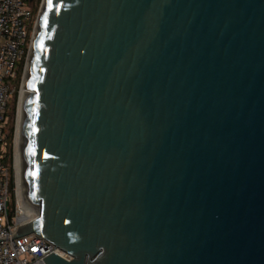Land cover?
Returning a JSON list of instances; mask_svg holds the SVG:
<instances>
[{"label": "water", "instance_id": "obj_1", "mask_svg": "<svg viewBox=\"0 0 264 264\" xmlns=\"http://www.w3.org/2000/svg\"><path fill=\"white\" fill-rule=\"evenodd\" d=\"M23 155L46 264H264V0H48Z\"/></svg>", "mask_w": 264, "mask_h": 264}, {"label": "built area", "instance_id": "obj_2", "mask_svg": "<svg viewBox=\"0 0 264 264\" xmlns=\"http://www.w3.org/2000/svg\"><path fill=\"white\" fill-rule=\"evenodd\" d=\"M43 5L44 1H41L35 15L33 0H0V264H46L44 258L54 252L66 259L71 258L39 234L25 233L26 226L39 217L40 210L30 209L25 204L18 191L15 172L13 194L12 173L3 162L5 123L16 90L11 81L17 79L19 63L25 58L20 86L24 82Z\"/></svg>", "mask_w": 264, "mask_h": 264}, {"label": "bare ground", "instance_id": "obj_3", "mask_svg": "<svg viewBox=\"0 0 264 264\" xmlns=\"http://www.w3.org/2000/svg\"><path fill=\"white\" fill-rule=\"evenodd\" d=\"M47 2L48 0H46L45 2V5L43 6V10L42 12L44 11L46 5H47ZM40 29H41V17L39 18V22H38V25H37V29H36V32H35V36H34V39H33V45H32V48H31V51H30V55H29V60H28V64H27V68H26V73H25V77H24V82L22 84V87H23V90H22V103L20 105V112H19V124H18V136H17V145H18V155H17V168H18V172H19V177L17 178V187H18V191L20 193L21 196L24 197L25 199V204L30 208V209H33V210H36L38 211L39 207L38 206H35L34 204H32L31 202H29L26 198V189H27V183L23 177V172L26 168V159L23 155V145L26 141V132H25V129H24V125H25V121L27 119V112H26V109H25V102H26V99L28 97V95L32 92L33 93V90H31L30 88L27 87V82L29 80V77H30V74H31V60H32V57H33V54L35 52V48H36V39H37V36L40 32ZM21 94V92H20ZM20 103V102H19Z\"/></svg>", "mask_w": 264, "mask_h": 264}, {"label": "rangeland", "instance_id": "obj_4", "mask_svg": "<svg viewBox=\"0 0 264 264\" xmlns=\"http://www.w3.org/2000/svg\"><path fill=\"white\" fill-rule=\"evenodd\" d=\"M38 1L39 0H35L34 12H35L36 7L38 5ZM41 1H44V5H45L46 0H41ZM41 14H42V11H41ZM11 83L15 87L19 86V80L18 79L12 80ZM22 90H23V87L20 86L19 90H18L17 97H15V94L13 95V98L11 99V102L9 105V111L7 114V118H6V123H5V128H6L5 130L6 131L5 132L7 133V135H10L12 132V140L10 141L9 138L5 137V139L2 141V149L4 151L3 162L5 165H7L10 168L11 173H12V167H13V170H14L16 176H18V177H19V172H18V168H17V155H18L17 136H18V124H19L18 120H19L20 105L22 103ZM20 92H21V94H20ZM10 146H12V151H13L12 162L10 159V155H11L10 154L11 153L10 152ZM12 182H13V180L11 179V190H12ZM10 207H11V211H12L13 210V202L12 201H11Z\"/></svg>", "mask_w": 264, "mask_h": 264}, {"label": "trees", "instance_id": "obj_5", "mask_svg": "<svg viewBox=\"0 0 264 264\" xmlns=\"http://www.w3.org/2000/svg\"><path fill=\"white\" fill-rule=\"evenodd\" d=\"M40 3H41V0L38 1V5L36 7V10H35V15L37 14L38 12V9H39V6H40ZM24 62H25V58H23L20 63H19V70H18V77L17 79L19 80V86L15 87L16 90H15V97H17V94H18V90H19V87H20V83H21V77H22V74H23V68H24ZM6 131V130H5ZM6 137L10 139V141L12 140V132L10 135H7L6 133ZM10 159H11V162H12V154H13V151H12V146H10ZM12 192L14 194V187H15V179H14V170H13V167H12Z\"/></svg>", "mask_w": 264, "mask_h": 264}, {"label": "flooded vegetation", "instance_id": "obj_6", "mask_svg": "<svg viewBox=\"0 0 264 264\" xmlns=\"http://www.w3.org/2000/svg\"><path fill=\"white\" fill-rule=\"evenodd\" d=\"M35 2V0H33Z\"/></svg>", "mask_w": 264, "mask_h": 264}]
</instances>
